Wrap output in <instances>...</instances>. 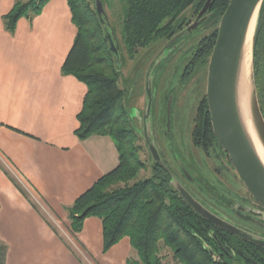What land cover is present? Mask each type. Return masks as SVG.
<instances>
[{"label":"trees","instance_id":"obj_1","mask_svg":"<svg viewBox=\"0 0 264 264\" xmlns=\"http://www.w3.org/2000/svg\"><path fill=\"white\" fill-rule=\"evenodd\" d=\"M49 1H17L4 17L8 29L14 30L21 17L38 14ZM68 1L78 33L62 69L88 87L78 114L80 125L76 134L82 140L93 135L109 136L119 153L118 165L68 207L72 230L79 232L89 216L100 217L105 250L125 236L130 238L137 257H130L129 264H171L164 260L163 248H169L173 258L182 264H264L263 246L218 227L195 211L173 187L170 167L153 160L135 119L132 120L127 92L119 85L120 70L100 21L96 0ZM205 1L124 0L121 37L128 56L133 58L161 40L167 42L190 25L184 13L192 7L198 14ZM229 2L214 0L207 11L209 18L200 27L208 22H215L216 26L188 51L192 55L188 68L209 63L218 25ZM196 30L188 31L173 43L181 42L182 46L187 35ZM254 71L264 115V1L254 33ZM192 142L208 155L216 148L223 150L212 127L206 95L194 118ZM144 148L152 159L153 175L137 179L147 164L141 155Z\"/></svg>","mask_w":264,"mask_h":264},{"label":"crops","instance_id":"obj_2","mask_svg":"<svg viewBox=\"0 0 264 264\" xmlns=\"http://www.w3.org/2000/svg\"><path fill=\"white\" fill-rule=\"evenodd\" d=\"M0 0V264H129L128 236L104 249L103 222L71 228L68 207L119 163L109 136L80 139L87 85L63 72L78 28L68 0L5 23Z\"/></svg>","mask_w":264,"mask_h":264},{"label":"water","instance_id":"obj_3","mask_svg":"<svg viewBox=\"0 0 264 264\" xmlns=\"http://www.w3.org/2000/svg\"><path fill=\"white\" fill-rule=\"evenodd\" d=\"M264 0H230L224 11L216 42L208 64L206 96L214 133L232 166L251 194L264 207V158L245 120L241 107V85L249 107V116L255 136L264 150V115L262 113L254 71V35L250 30L255 16ZM214 0H206L193 23L170 38L150 64L146 78V102L144 110H131V117L139 121L138 132L143 137L155 162L164 163L152 124V106L155 94V71L178 44L174 41L194 31L209 18L207 11ZM96 8L109 41L110 50L118 58L120 45L115 31L110 28L102 0H96ZM255 33V32H254ZM191 46L188 51L192 50ZM174 96L167 105L166 131L171 128V112ZM183 177L191 182L195 179L186 168ZM171 184L200 215L218 227L247 241L264 247V237L239 222L218 215L199 199L180 179L171 174Z\"/></svg>","mask_w":264,"mask_h":264},{"label":"rangeland","instance_id":"obj_4","mask_svg":"<svg viewBox=\"0 0 264 264\" xmlns=\"http://www.w3.org/2000/svg\"><path fill=\"white\" fill-rule=\"evenodd\" d=\"M103 6L110 28L115 31L121 49L118 58L115 56L116 65L120 70L119 85L127 92L126 102L130 109L143 111L146 102L148 68L166 42L161 40L150 48L140 50L135 57L130 58L121 37L124 0H103ZM196 15L198 14L192 7L184 13L186 20L191 23L196 19ZM215 26V22H208L195 32L188 34L187 41L174 55L158 66L155 71V94L152 106V124L164 162L170 167L172 174L182 182L184 180L183 168H186L195 179L191 182L192 188L189 185L187 187L201 194L207 192V188L214 189L215 185L222 186L223 182L238 189L244 184L234 167L229 166V158L220 156L224 155V150L216 148L208 155L192 142L194 118L200 101L206 95L209 63L192 65L188 68L187 64L192 56L188 53V49L202 37L210 34ZM172 95L174 98L171 128L165 133L167 105ZM132 120L135 125L139 126L137 118H132ZM141 155L147 164L137 179L153 175L152 159L149 157L148 150L144 148ZM161 253L166 262L182 264L173 258V253L169 248H163Z\"/></svg>","mask_w":264,"mask_h":264},{"label":"flooded vegetation","instance_id":"obj_5","mask_svg":"<svg viewBox=\"0 0 264 264\" xmlns=\"http://www.w3.org/2000/svg\"><path fill=\"white\" fill-rule=\"evenodd\" d=\"M178 43L179 45L173 50L174 52L172 51V55L180 48L181 42L175 44ZM175 44L173 43L172 46ZM223 154L220 156L229 158L225 151ZM228 164L233 167L231 161ZM183 182L192 188L191 181L184 178ZM218 186L215 185L214 189L207 188V192H203L204 194L197 192L195 189L191 191L218 215L235 220L264 237V207L251 194L247 186L243 184L240 189L232 188L226 182H223L222 186Z\"/></svg>","mask_w":264,"mask_h":264},{"label":"bare ground","instance_id":"obj_6","mask_svg":"<svg viewBox=\"0 0 264 264\" xmlns=\"http://www.w3.org/2000/svg\"><path fill=\"white\" fill-rule=\"evenodd\" d=\"M256 23H257V16L254 17L252 25H251V30H250V37L251 38L254 35L255 29H256ZM241 107H242V111H243L244 116H245V120H246L247 124L250 126L251 134L253 135L254 140L257 143L258 147H259L261 155L264 158V150H263L262 147H260L259 141H258L257 137L255 136V132H254L253 127H252V123H251L250 116H249L248 102H247V99H246V95H244L243 85H241Z\"/></svg>","mask_w":264,"mask_h":264}]
</instances>
